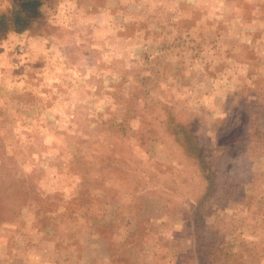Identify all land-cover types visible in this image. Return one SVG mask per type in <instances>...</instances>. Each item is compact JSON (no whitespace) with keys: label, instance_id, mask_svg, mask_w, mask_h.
Returning a JSON list of instances; mask_svg holds the SVG:
<instances>
[{"label":"rangeland","instance_id":"374dc122","mask_svg":"<svg viewBox=\"0 0 264 264\" xmlns=\"http://www.w3.org/2000/svg\"><path fill=\"white\" fill-rule=\"evenodd\" d=\"M25 2L0 264H264V0H38L18 31Z\"/></svg>","mask_w":264,"mask_h":264},{"label":"trees","instance_id":"16d2710c","mask_svg":"<svg viewBox=\"0 0 264 264\" xmlns=\"http://www.w3.org/2000/svg\"><path fill=\"white\" fill-rule=\"evenodd\" d=\"M39 2L38 0H26V2L24 3L23 9L26 11V9L29 12V15H27L26 13H24L25 11H23V9L18 10L17 13L15 12L14 15L12 16L14 19H16V23L18 25L15 26V30L21 31L22 29H24V26L19 25V22H28L30 19L35 18L39 15V11H38V6H39ZM26 7V8H25ZM25 14V15H24ZM5 19V21H4ZM8 19L7 15H3L0 19V22H3L6 24Z\"/></svg>","mask_w":264,"mask_h":264}]
</instances>
